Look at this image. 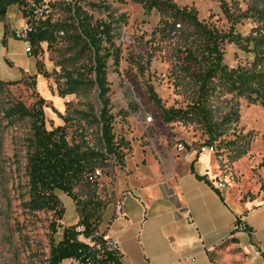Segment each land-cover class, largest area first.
Listing matches in <instances>:
<instances>
[{
  "label": "rangeland",
  "instance_id": "374dc122",
  "mask_svg": "<svg viewBox=\"0 0 264 264\" xmlns=\"http://www.w3.org/2000/svg\"><path fill=\"white\" fill-rule=\"evenodd\" d=\"M172 1L224 32L232 23L223 4L236 18V33L246 37L258 26L252 13L241 15L255 0ZM75 3L92 17V24H111L112 41L103 42L101 55L109 54L108 96L115 142L120 147L117 155L98 168L101 176L97 182H79L72 196L56 192L65 210L63 220L58 221L54 213L28 208L32 120L15 113L14 108L18 104L27 109L42 106L47 129L64 127L70 144L83 151L105 152L98 122L99 91L92 84L93 52L78 39L77 22L68 6ZM260 4L264 8V3ZM163 18L159 10L148 12L137 0H52L34 13L12 6L0 21V81L5 83L0 86V264H47L64 229L78 228L85 216L97 225L103 208L114 202V183L121 180L118 172L135 171L140 163L144 167L142 158L158 152L160 146L172 144L198 153L207 146L203 125L179 119L165 121L151 98L150 89L165 108H186L191 94L183 71L175 68L174 49L184 38L165 24L170 19L161 22ZM38 28L47 30L48 41H28L29 30ZM223 49L224 63L230 68L249 66L255 60L253 52H244L234 44L226 42ZM212 100L217 113L224 115L234 108L240 115L232 124L236 129L213 144V154L220 163L219 177L227 186L237 185L243 192L264 197V103L232 100V96L227 97L228 102ZM108 214L109 209L106 218ZM55 222L60 225L56 232L52 227ZM102 223L105 229L107 220ZM79 240L92 244L83 236Z\"/></svg>",
  "mask_w": 264,
  "mask_h": 264
},
{
  "label": "trees",
  "instance_id": "16d2710c",
  "mask_svg": "<svg viewBox=\"0 0 264 264\" xmlns=\"http://www.w3.org/2000/svg\"><path fill=\"white\" fill-rule=\"evenodd\" d=\"M143 3L145 9L151 12L159 10L165 22L175 32H181L184 42L175 47V68L183 71L187 87L191 90L187 107L165 108L154 90L150 89L152 100L159 108L165 121L176 119L186 123H197L205 127L208 136L205 145L213 146L220 138L227 136L232 124L240 120L238 111L231 108L224 115L217 113L212 99H224L228 96L252 99L264 103V8L256 3L246 10L255 17L258 26L253 28L250 35L244 37L235 32L236 18L226 4H223L224 14L232 23L226 32L199 21L197 13L188 7L180 8L172 0H137ZM52 0H0V21L3 20L12 6L20 7L24 12L34 13ZM72 18L77 22L80 34L78 39L84 41L86 48L93 52L92 71L95 74L92 84L99 91L101 110L98 117L101 131V142L105 152L83 151L79 145L70 144L64 127L47 129L42 106L27 109L18 104L15 113L28 116L32 120V138L28 154L27 175L29 187L28 208L33 212H51L58 221L63 220L65 210L56 195L60 191L69 196L79 182L88 181L90 174L104 165L111 155H117L116 136L113 133V116L111 114L109 86L106 79L107 55H101L103 42L112 41L111 24H92V17L78 3L69 4ZM168 12L171 14L168 15ZM167 13V14H166ZM164 18L161 22L164 23ZM179 25V29H177ZM28 41L42 43L48 41L46 29L38 28L28 33ZM182 38V37H181ZM189 40V41H188ZM234 44L244 52H253L255 60L249 66L230 68L224 63V44ZM252 47V48H251ZM0 81V86L4 85ZM44 102L43 99L40 100ZM236 134V132H234ZM224 141V140H222ZM204 179V178H199ZM93 184V183H91ZM212 185V184H211ZM108 206L103 208L105 213ZM103 216L99 217L97 225L90 222L88 216L82 217L78 228H66L62 239L51 248L47 264H63L73 261L78 264H122L120 255L109 251L104 235L97 232ZM52 224L54 231L59 227ZM83 236L90 239L92 244L79 240Z\"/></svg>",
  "mask_w": 264,
  "mask_h": 264
},
{
  "label": "crops",
  "instance_id": "0c3cea01",
  "mask_svg": "<svg viewBox=\"0 0 264 264\" xmlns=\"http://www.w3.org/2000/svg\"><path fill=\"white\" fill-rule=\"evenodd\" d=\"M142 159L144 167L118 172L96 233L118 243L122 264H264V197L237 185L219 192L213 153L165 144Z\"/></svg>",
  "mask_w": 264,
  "mask_h": 264
},
{
  "label": "built area",
  "instance_id": "2783aa9c",
  "mask_svg": "<svg viewBox=\"0 0 264 264\" xmlns=\"http://www.w3.org/2000/svg\"><path fill=\"white\" fill-rule=\"evenodd\" d=\"M30 32L32 31V29L29 30ZM27 51H30V48L27 50ZM149 122L152 121V118L149 117L147 119ZM214 147L213 146H204L202 149H201V152L200 153H204V152H211V153H214ZM101 176V171L99 169L95 170V172H93L92 174L89 175L88 177V181L91 182V183H95L98 181V179L100 178ZM214 187L219 191V192H222V191H225L226 188H227V183L225 182V180L221 179V178H217L216 182L214 183ZM117 209L119 211H123V205L122 204H117ZM235 229L236 230H239V231H246L247 228L243 225V224H240L238 221L235 225ZM78 232H83V229L82 228H79L77 230ZM98 236V234H97ZM106 241V247L109 251L119 255V252H118V243L117 242H114V241H111V240H107L105 239ZM73 264H78L77 262H73Z\"/></svg>",
  "mask_w": 264,
  "mask_h": 264
}]
</instances>
